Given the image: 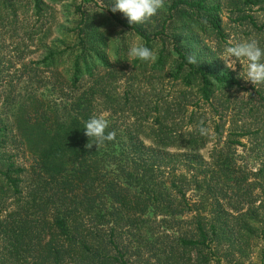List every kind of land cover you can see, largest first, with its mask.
<instances>
[{
  "label": "trees",
  "instance_id": "1",
  "mask_svg": "<svg viewBox=\"0 0 264 264\" xmlns=\"http://www.w3.org/2000/svg\"><path fill=\"white\" fill-rule=\"evenodd\" d=\"M112 3L82 0L54 39L43 0H0V264H244L257 248L264 258V84L246 88L208 42L230 44L225 9L264 34L250 14L264 0H165L143 24ZM138 41L154 62L128 56ZM32 45L42 54L27 60ZM229 109V127L213 131ZM93 116L115 139L89 148Z\"/></svg>",
  "mask_w": 264,
  "mask_h": 264
},
{
  "label": "rangeland",
  "instance_id": "2",
  "mask_svg": "<svg viewBox=\"0 0 264 264\" xmlns=\"http://www.w3.org/2000/svg\"><path fill=\"white\" fill-rule=\"evenodd\" d=\"M45 5L47 6V8H45L46 12L48 13V16L50 17V21L52 23V26L54 27V31L51 32L50 34V38H57L58 37V29L65 27V26H70L73 22V19L75 18V15L72 14L74 12V8L77 4H81L82 0H61V1H53V0H43ZM33 6V5H32ZM20 17L22 19H24L26 21V23H29L32 20L31 24H25L26 26H31L32 24H37V26L39 25L38 22H36V19L34 17L35 13L33 12V10H31L29 8V10L27 9H20ZM250 14H252L256 20L261 24L264 23V9L260 8L259 6H256L253 8L252 11H250ZM230 11H228L227 9L224 10L223 12V20L225 22V31L228 34V41L229 43H236L239 41H243V40H247L250 38H255L257 39L261 46L264 47V34L259 32L258 30L254 29L250 24L249 25H240L239 22L237 21H231L230 20ZM233 18H235V15H233ZM7 40H9L11 42V40L8 38ZM212 50L218 51L219 56L222 54L223 50H219L218 46L216 44L215 41H208ZM11 44V43H10ZM37 45H32L29 47V54H28V58L27 60H36L40 57V55L42 54V52L40 51H34L37 50ZM8 50H6L7 53H9L10 55H12V51L11 47L7 48ZM222 61L223 59L220 58ZM224 62V61H223ZM225 64V63H224ZM247 64L248 61L246 59H241V62L237 61L236 63V68L235 71L237 73V75L240 77L242 85L246 86V88H251L254 84H252L250 81L245 80L246 77V71H247ZM232 70V69H231ZM20 86L17 88V92H19L22 88V84H19ZM245 92V91H244ZM251 90L246 91V94H251ZM238 95V99H236V102H240L241 101V96L243 95L242 92L237 93ZM235 102V100H233V103ZM232 108V107H231ZM3 108H1L0 106V111ZM238 110H234V109H229L228 111H225L223 113V119L220 118L218 115L214 117V120L212 119L210 122H212V130L214 131V127L216 125V123L220 122V124H224L226 123V128L229 127V122L235 118V113ZM4 112V111H3ZM9 115V113H8ZM207 116L210 118L212 115L211 113L207 114ZM216 121V123L214 122ZM228 132L225 133V137L223 138V140L221 141V143H217V141L214 139V141H212L211 143H209V145L202 150V155L204 156L205 160H210V154L212 152V149L215 146H224L225 144V140L228 139L227 136ZM240 140L243 143H246L248 145V147L252 148V146H254V143L248 142V137H243L240 138ZM252 142V141H251ZM235 148H237V157H238V162L240 164L243 165V167H245L246 170H255V168L258 167L259 162L258 160H256L255 158V153L254 152H249L244 146L241 145H236ZM247 189L246 185H243L242 187H240V189H235V193H231L232 195H234V197H236V199H238V195H240L242 192H244V190ZM188 195L193 199V200H197L198 196H196V193L193 191H189ZM248 207L244 206V210H246ZM197 211H192V212H188L186 215L181 216L179 219L181 221V224L177 225L176 230H179L178 232H180L181 230H187L188 228H190V222L193 216H196ZM184 223V224H183ZM178 232L175 231L176 234H179ZM261 248V247H259ZM222 264H230L228 263V261H222ZM233 264V263H231ZM244 264H264V258H261L260 255V251L257 248L256 250H254V252H252V254L250 255L249 259H246L244 261Z\"/></svg>",
  "mask_w": 264,
  "mask_h": 264
},
{
  "label": "clouds",
  "instance_id": "3",
  "mask_svg": "<svg viewBox=\"0 0 264 264\" xmlns=\"http://www.w3.org/2000/svg\"><path fill=\"white\" fill-rule=\"evenodd\" d=\"M165 0H113L111 11L113 13L120 11L128 19L130 24H143L157 15L159 10L164 7ZM127 54L133 59L143 62H154L157 59L156 52L143 42H135L128 48ZM223 59L225 67L235 70L237 61L241 59L248 61L246 79L254 85L264 84V47L255 38L230 43L223 49L219 56ZM188 63L197 64L196 56L189 55ZM108 121L100 116L90 117L85 121L84 132L89 138L94 139L93 144L97 147L99 144L115 139V132L107 131ZM207 129L203 126L199 128L201 135L207 134Z\"/></svg>",
  "mask_w": 264,
  "mask_h": 264
}]
</instances>
